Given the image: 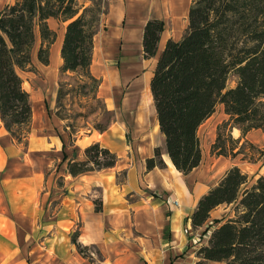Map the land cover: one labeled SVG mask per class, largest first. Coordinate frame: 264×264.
Wrapping results in <instances>:
<instances>
[{"label":"trees","instance_id":"16d2710c","mask_svg":"<svg viewBox=\"0 0 264 264\" xmlns=\"http://www.w3.org/2000/svg\"><path fill=\"white\" fill-rule=\"evenodd\" d=\"M108 11V0H16L0 12V115L17 143H28L33 122L31 95L19 71H34L38 32L42 40L38 59L50 65L51 46L57 40L51 19L66 24L56 115L67 123L72 141L79 129L64 114L67 98L74 94L81 99L92 92L103 104L102 79L93 75L92 65L95 38ZM164 32L161 19L149 20L143 30L142 58L156 61L150 88L165 143L147 159L148 171L165 168L164 155L186 176L198 168L203 161L200 129L219 106L229 120L218 128L212 155L246 157L242 141L253 131L264 132V0H192L182 37L170 38L159 53ZM69 76L75 83L64 80ZM232 78L235 85L229 87ZM103 107V112H110ZM96 113L80 112L71 119L77 122ZM111 124L96 123L94 130L105 133ZM234 129L241 138L233 137ZM248 144L256 154L255 146ZM85 154V160L69 162L73 177L114 168L119 161L100 143L89 146ZM249 183L248 175L235 166L200 199L192 224L211 234L198 251L197 264H264V176ZM96 205L101 212V203ZM225 205L234 206L235 217L211 220L212 212ZM77 238L72 241L86 256Z\"/></svg>","mask_w":264,"mask_h":264},{"label":"crops","instance_id":"0c3cea01","mask_svg":"<svg viewBox=\"0 0 264 264\" xmlns=\"http://www.w3.org/2000/svg\"><path fill=\"white\" fill-rule=\"evenodd\" d=\"M108 1V14L102 18L107 32H99L95 38L92 73L102 79L99 97L109 110L120 111L132 124L133 142L128 144L120 134L119 121L105 133L94 129L81 132L80 128L72 141L67 123L56 115L66 24L51 19V29H61L55 30L58 34L51 46L50 65H43L38 54L37 61L34 54L32 57L34 67L41 71L39 77L43 76L41 95L47 99V116L37 121L31 102L32 130L28 143L23 145L5 128L0 115V253L5 256L0 264H197L198 251L208 244L193 246L194 239L185 230L197 235L203 230L193 227L192 216L200 199L235 167L226 166L233 159L212 155L211 146L207 157L203 153L201 165L187 176L165 160L168 155L163 156L165 168L148 171L147 159L154 156L155 148L165 146L155 108V134H151L146 131V116L139 115L146 107L133 111L126 107L128 91L123 90V85L130 83L105 85L109 70L121 72L122 63L128 67L134 64L126 62L142 58L143 30L149 20L165 22L159 53L170 38L179 40L184 31L178 37L166 36L167 19L158 12V5L152 8L151 15L138 12L139 4L147 6L146 0ZM165 2L169 14H174L175 24L189 14V0ZM118 43L120 48L115 52ZM36 45L38 49L42 45L39 32ZM115 60L122 63L111 67ZM98 61L113 64H96ZM22 73L33 72L19 71L28 91ZM50 82L53 87L49 98ZM94 143L115 153L117 165L73 177L69 162L85 160V150ZM97 202L102 205L101 212L96 211ZM222 207L231 206L214 210L211 220L223 219L213 216ZM75 235L83 247L97 250V261L93 253L92 258L79 252L72 241Z\"/></svg>","mask_w":264,"mask_h":264},{"label":"rangeland","instance_id":"374dc122","mask_svg":"<svg viewBox=\"0 0 264 264\" xmlns=\"http://www.w3.org/2000/svg\"><path fill=\"white\" fill-rule=\"evenodd\" d=\"M16 0H0V12L3 11L5 9V7H7L8 5H12L15 3ZM191 2L192 0H189V5L188 8L190 9L191 6ZM146 4L147 6H145L144 8L141 7L140 5H144L139 4L138 5V12L139 10H142V13H145L147 15H151L152 13V8H157L158 5V12L165 15V18L167 19V27H166V36L172 35L175 37L179 36V33H182L185 28L188 25V15L187 17L178 19L175 24V18H174V14H169V11L167 10V5L165 0H146ZM156 6V7H155ZM140 13V12H139ZM154 19V18H153ZM60 27H57L54 29V31L56 30L57 32L60 31ZM107 32V29H105V26H103L102 22H101V27H100V32ZM58 34V33H57ZM118 48H120L119 43L118 46L115 47L114 51L118 52ZM38 46L36 45L35 50L33 52L35 59L37 58L36 55L38 54ZM134 54H137L136 51H133ZM37 61V59H36ZM145 62V63H144ZM142 58H139L138 56L134 59H131V62H126L129 64H145L147 66L148 70H153L156 66V61L155 60H150V61H144ZM120 63L122 62H118L117 60H115L114 66L111 67H118V65H120ZM96 64H113V61H107V62H97ZM125 63H122L120 65L119 68L125 67L124 66ZM33 73H22L24 80H25V85L26 88L28 89V91L31 94V102L33 103L35 110H36V118L37 121H40L42 116H47V110H46V102L47 99L45 100L44 96L45 94H43V96L41 95V87L43 85V82L41 79H43L42 77H39V73H41V71L37 70L36 68H34V71H32ZM58 79L59 81L61 80V74H60V70L58 72ZM64 80L66 81H71L74 82L72 77H65ZM75 83V82H74ZM129 85L130 84H124L123 85V90L125 92L128 91L129 89ZM235 85V79L232 78L231 82L229 83V87H233ZM52 83H49V90H48V96L49 98L52 95ZM88 91H91V88H89ZM40 96V97H39ZM65 105H68V113L64 112V114H67L68 117L70 118L69 123L76 125V127H78V129H82L81 132H88L89 130L94 129L95 124H103V125H107L109 123H113L115 121H119L122 124V130H120V134L124 137L127 138V142L132 143L133 142V137H134V131L132 128V124L129 122V120L125 117V115L122 116L120 111L117 112H113L110 111L109 108L108 110L110 111L109 113H105L103 112L104 110V106H106L105 102L103 101L102 103H98L97 100L93 99V95L92 92H89L87 97H80L78 98L77 96H75L74 94L72 95V97H68L67 100L64 102ZM118 106L121 105V103L117 104ZM92 110H97V113L95 115H90V117L88 119H83V118H78L77 122L73 121L71 118H76V115L80 112H84V113H90ZM146 118H147V130L148 132H150L151 134H155L154 130H155V126H156V117L154 114L153 109H148L146 108ZM118 119V120H117ZM229 117L225 114L224 108L223 106H219L217 108L216 113L213 115L212 118H210V120L204 124L202 126V128L200 129V139H201V145H202V149H203V153L204 155L207 157L208 154L210 153V147L212 146L213 142H215L216 140V136L218 134V128L219 126L224 125V123L228 122ZM230 131L229 128L224 129L223 130V134H228ZM233 137L235 139H239L241 138V133L237 132L235 130H233ZM252 144L253 146H255L256 148V154L255 151L253 149H250L249 144ZM242 145L245 147V152H246V157L245 156H240L237 159H233V160H228V164H226V166L228 167L229 165H235L238 166L244 173H246L249 177V186H252L253 184L256 183V181L264 176V132L263 131H253L250 134H248V136L246 137L245 140L242 141ZM258 150V151H257ZM261 153H260V152ZM253 154L254 152V155ZM263 154V155H262ZM245 158L246 161H243L242 158ZM223 168L220 171L219 174H221V172H223ZM219 176V175H218ZM215 218H223L222 220H226L229 218H234V206L232 207H222L220 208L218 211H216L213 215ZM211 231L206 232L204 231V229L202 231H200L197 235L194 234V232L192 230L189 231V235H191L194 239L193 246L201 244L204 245L205 243H207L209 236L208 234H210ZM188 235V236H189ZM197 243V244H196ZM92 253L95 255L94 258L91 256ZM85 254L86 255H90L94 261L98 260V254H97V250L94 247L91 248H86L85 250ZM5 259L4 254L0 253V262Z\"/></svg>","mask_w":264,"mask_h":264},{"label":"bare ground","instance_id":"6f19581e","mask_svg":"<svg viewBox=\"0 0 264 264\" xmlns=\"http://www.w3.org/2000/svg\"><path fill=\"white\" fill-rule=\"evenodd\" d=\"M144 63L123 67L121 72L113 70H109L107 72L105 82L106 88L113 85H118L120 82L130 83L125 104L126 107L128 109H131L132 111L136 107L144 106L148 109V111L149 109H154V101L150 88L151 80L153 77V70H148L147 66ZM139 115L145 116L146 111H140ZM157 128H159L158 124ZM165 160L168 163L172 164L168 156H165Z\"/></svg>","mask_w":264,"mask_h":264},{"label":"built area","instance_id":"2783aa9c","mask_svg":"<svg viewBox=\"0 0 264 264\" xmlns=\"http://www.w3.org/2000/svg\"><path fill=\"white\" fill-rule=\"evenodd\" d=\"M175 205H177V206L179 205L178 201H175ZM189 231H190L189 229H186V230H185V233H186V234H189Z\"/></svg>","mask_w":264,"mask_h":264}]
</instances>
